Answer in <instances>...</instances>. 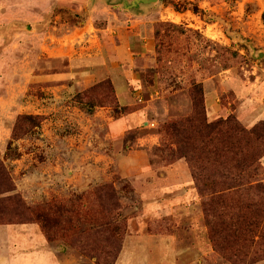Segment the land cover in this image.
I'll return each mask as SVG.
<instances>
[{
    "label": "rangeland",
    "instance_id": "1",
    "mask_svg": "<svg viewBox=\"0 0 264 264\" xmlns=\"http://www.w3.org/2000/svg\"><path fill=\"white\" fill-rule=\"evenodd\" d=\"M108 78L128 112L82 109L76 94ZM195 83L209 120H264V0L134 10L124 0H0V157L31 206L83 208L96 187L113 184L111 215L127 224L115 264H234L211 242L191 167L161 129L191 114ZM244 84L254 85L250 111L236 94L239 86L246 97ZM216 92L222 109L210 117ZM20 114L44 120L12 140ZM0 264L98 263L34 223L0 225Z\"/></svg>",
    "mask_w": 264,
    "mask_h": 264
},
{
    "label": "trees",
    "instance_id": "2",
    "mask_svg": "<svg viewBox=\"0 0 264 264\" xmlns=\"http://www.w3.org/2000/svg\"><path fill=\"white\" fill-rule=\"evenodd\" d=\"M190 94L191 114L168 121L161 129L175 144L174 155L191 167L214 247L234 264L260 261L264 259V120L250 128L235 114L211 121L203 85L193 84ZM75 99L87 112L110 106L116 117L129 110L119 104L109 78L77 93ZM43 120L42 115H18L12 140L27 136ZM86 202L83 208L53 201L29 205L0 157V225L41 223L48 240L61 237L98 264H115L127 229L126 221H115L111 215L119 209L115 187L111 183L96 187Z\"/></svg>",
    "mask_w": 264,
    "mask_h": 264
},
{
    "label": "crops",
    "instance_id": "3",
    "mask_svg": "<svg viewBox=\"0 0 264 264\" xmlns=\"http://www.w3.org/2000/svg\"><path fill=\"white\" fill-rule=\"evenodd\" d=\"M247 85L246 84H244V88H245V90H244V92H245V94H246V97L244 98V97H242L241 96V94L239 93V91H240V88H239V86H237L235 89H236V94H238L237 95V97L239 98V100H241V103H244V107L248 110V111H250V110H252L253 108V105L254 104H256V102H255V100L253 99V98H251V94H250V92L249 91H252L253 90V86H250V87H246ZM241 87V86H240ZM217 93L218 92H216V94H214V93H212L211 94V99L209 98V97H207V101H208V107L210 108L209 109V115H210V117H211V115H213V114H216V113H218L219 111H221V109H222V106H221V103H219V101H220V99H219V97H217ZM212 110V111H211ZM238 111H239V109H238ZM252 113V112H251ZM251 113H249V114H251ZM17 225H27V224H17ZM46 239V238H45Z\"/></svg>",
    "mask_w": 264,
    "mask_h": 264
},
{
    "label": "water",
    "instance_id": "4",
    "mask_svg": "<svg viewBox=\"0 0 264 264\" xmlns=\"http://www.w3.org/2000/svg\"><path fill=\"white\" fill-rule=\"evenodd\" d=\"M157 0H132L130 3L124 0V7L129 10H134L140 8L143 4H151ZM246 44L250 45L253 48V45L250 42H246Z\"/></svg>",
    "mask_w": 264,
    "mask_h": 264
}]
</instances>
